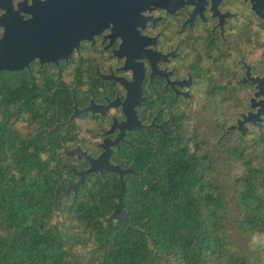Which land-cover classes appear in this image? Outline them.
Masks as SVG:
<instances>
[{"label": "flooded vegetation", "instance_id": "af4514ba", "mask_svg": "<svg viewBox=\"0 0 264 264\" xmlns=\"http://www.w3.org/2000/svg\"><path fill=\"white\" fill-rule=\"evenodd\" d=\"M2 36L6 118L18 105L60 143L48 155L78 166L63 187L83 152L142 177L219 110L222 134L264 125V0H0Z\"/></svg>", "mask_w": 264, "mask_h": 264}, {"label": "trees", "instance_id": "16d2710c", "mask_svg": "<svg viewBox=\"0 0 264 264\" xmlns=\"http://www.w3.org/2000/svg\"><path fill=\"white\" fill-rule=\"evenodd\" d=\"M2 88L0 264H264V246L251 245L264 235V125L222 134L219 110L197 141L161 147L148 174L125 176L128 222L104 223L117 176L87 175L55 212V187L78 166L48 155L60 143L18 105L8 121Z\"/></svg>", "mask_w": 264, "mask_h": 264}, {"label": "water", "instance_id": "95a60500", "mask_svg": "<svg viewBox=\"0 0 264 264\" xmlns=\"http://www.w3.org/2000/svg\"><path fill=\"white\" fill-rule=\"evenodd\" d=\"M3 40V36L0 37V41ZM75 45L77 47V42H75ZM6 47V42H0V69H3L4 66L6 65V61H4L3 59V50ZM11 47H14V44H11ZM72 49V46L69 48ZM11 53H14V48H11ZM17 59H15L14 57L11 58L10 63L11 65H14V63L18 64V60L15 61ZM21 66V65H20ZM19 66V67H20ZM18 67V68H19ZM15 66H12V69H14ZM259 92H256V95H258ZM261 111L260 109H258L256 111V113H249L247 115H243V119L239 120L237 123L236 128H238V130H240L242 133L245 132V128L243 126L244 122L246 120H251V121H255V119L259 118ZM231 128H234V126L229 127L226 131L230 130ZM77 150H73V152H75ZM72 153V152H70ZM68 154V153H67ZM79 157H83L84 159L88 162V167H86L83 170H79L76 171L74 169H72L73 173L79 175V180L76 181L75 183H71L68 184L66 187H63L62 184H59L55 187L54 193H55V203L53 206V209L55 212H57L59 206H60V201H59V196L60 194H69L70 191L73 192V195H75L78 191V186L81 185L84 181V177L86 174L89 173H98V172H102L103 170L108 171L110 173H114L117 174L120 178V190L119 193L117 194V202L113 205V209L111 210L109 216H107L106 218L103 219L104 223H107L109 221H123V222H128L129 219V213L128 211L125 209V204L123 202V197L125 195V189H124V181H123V176L125 173L131 171L130 167L126 168V169H122L119 166L111 163L109 161V152L108 153H102L99 157L97 158H93L89 155H87L85 152L79 154ZM135 174H139L141 175V173H135Z\"/></svg>", "mask_w": 264, "mask_h": 264}, {"label": "rangeland", "instance_id": "374dc122", "mask_svg": "<svg viewBox=\"0 0 264 264\" xmlns=\"http://www.w3.org/2000/svg\"><path fill=\"white\" fill-rule=\"evenodd\" d=\"M251 245L254 248L264 246V235H255L251 239Z\"/></svg>", "mask_w": 264, "mask_h": 264}]
</instances>
